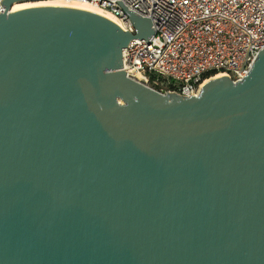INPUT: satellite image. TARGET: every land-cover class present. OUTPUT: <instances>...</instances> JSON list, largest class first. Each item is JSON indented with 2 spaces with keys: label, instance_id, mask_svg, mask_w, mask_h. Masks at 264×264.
<instances>
[{
  "label": "water",
  "instance_id": "95a60500",
  "mask_svg": "<svg viewBox=\"0 0 264 264\" xmlns=\"http://www.w3.org/2000/svg\"><path fill=\"white\" fill-rule=\"evenodd\" d=\"M37 1L0 15V264H264V51L164 95L123 70L150 19Z\"/></svg>",
  "mask_w": 264,
  "mask_h": 264
},
{
  "label": "built area",
  "instance_id": "2783aa9c",
  "mask_svg": "<svg viewBox=\"0 0 264 264\" xmlns=\"http://www.w3.org/2000/svg\"><path fill=\"white\" fill-rule=\"evenodd\" d=\"M0 0V15L6 13ZM86 2L109 12L124 29L136 28L117 0ZM129 12L152 22L149 42L133 39L123 49L128 77L164 95L201 93L209 74L242 82L264 51V0H121ZM140 76V79L137 78Z\"/></svg>",
  "mask_w": 264,
  "mask_h": 264
},
{
  "label": "bare ground",
  "instance_id": "6f19581e",
  "mask_svg": "<svg viewBox=\"0 0 264 264\" xmlns=\"http://www.w3.org/2000/svg\"><path fill=\"white\" fill-rule=\"evenodd\" d=\"M45 5H65V6H76V7H82V8H86V9H91V10H94V11H97V12H100V13H103L109 17H111L112 19H114L115 21H117L119 24L120 21L117 20L112 14H110L109 12L107 11H104L100 8H98L97 6L95 5H92V4H89V3H86V2H73V3H65L63 2L62 0H45V1H37V2H24V3H21V2H18V3H15L12 7V12L14 10H19V9H23V8H29V7H34V6H45ZM222 77H226L224 74L222 73H219L217 75H215L214 77H212L211 79L207 80L205 83H204V86H206L208 83L214 81V80H217L219 78H222ZM137 78L140 79V76L137 75Z\"/></svg>",
  "mask_w": 264,
  "mask_h": 264
},
{
  "label": "trees",
  "instance_id": "16d2710c",
  "mask_svg": "<svg viewBox=\"0 0 264 264\" xmlns=\"http://www.w3.org/2000/svg\"><path fill=\"white\" fill-rule=\"evenodd\" d=\"M215 75H216V73H214V74H209V75L206 76V79H209L210 77H213V76H215Z\"/></svg>",
  "mask_w": 264,
  "mask_h": 264
},
{
  "label": "rangeland",
  "instance_id": "374dc122",
  "mask_svg": "<svg viewBox=\"0 0 264 264\" xmlns=\"http://www.w3.org/2000/svg\"><path fill=\"white\" fill-rule=\"evenodd\" d=\"M121 102H123V101H121Z\"/></svg>",
  "mask_w": 264,
  "mask_h": 264
}]
</instances>
